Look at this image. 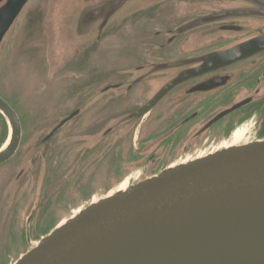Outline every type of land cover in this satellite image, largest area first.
Wrapping results in <instances>:
<instances>
[{
	"label": "water",
	"instance_id": "95a60500",
	"mask_svg": "<svg viewBox=\"0 0 264 264\" xmlns=\"http://www.w3.org/2000/svg\"><path fill=\"white\" fill-rule=\"evenodd\" d=\"M26 1L8 0L0 8V38ZM102 1L105 4L85 12L82 21L66 26L71 38L105 40V31L119 14L117 22L164 0ZM261 11L246 17L263 24L264 8ZM94 23H99L97 30ZM151 40L156 44L150 52L162 42ZM262 41L264 34H258L199 57L155 63L147 74L132 70V86L151 77H158L163 86L129 116L141 117L173 88L264 50ZM172 71V79L165 81ZM126 79H121L124 85ZM205 83L201 88L216 82ZM240 105L221 112L206 127ZM77 113L61 119L41 142ZM0 114L8 125L1 164L17 149L21 127L17 113L1 96ZM61 222L12 264H264V138L208 152L118 187Z\"/></svg>",
	"mask_w": 264,
	"mask_h": 264
},
{
	"label": "rangeland",
	"instance_id": "374dc122",
	"mask_svg": "<svg viewBox=\"0 0 264 264\" xmlns=\"http://www.w3.org/2000/svg\"><path fill=\"white\" fill-rule=\"evenodd\" d=\"M97 1L30 0L2 41L0 53L9 55L13 68L9 70L11 73L1 76L3 83L0 81V92L8 98L21 119L22 132L20 149L6 165L2 164L5 167L0 172V264L13 263L36 243L42 236L39 233L37 239L35 234L39 222L46 224L42 232L47 234L64 218L77 213L76 210L82 209L87 203L114 192L126 179L129 181L127 183H134L150 175L152 172L144 171L143 167L154 152L149 150L141 153L143 143L149 141L151 136L155 137L156 133L157 136L163 132L166 134L171 127L164 130L169 123L167 119L161 123L159 119L127 120L120 123V119L105 118L114 110L126 106L127 97L121 95L120 88L99 92L100 87L118 81L120 76L127 78L121 69L126 65L123 60H127L130 53L143 50L144 44L134 43L132 38L120 36L121 32L118 31L122 26L117 22L121 20L119 14L104 33L107 36L106 47L101 53V63L95 65L98 53L96 40L71 38L66 26L69 9L72 13L77 7ZM152 41L149 40L147 45L156 44ZM158 84L159 80H150L141 83L136 89L152 91ZM89 87L93 91L88 92L90 95L85 97L84 92ZM71 111H78L71 119H97L98 123L102 122L103 137L95 139L94 135L90 136L99 131L87 134L88 137L83 136L87 132L85 131L81 137L67 138L71 126L75 124L74 120L68 124L69 127L61 126L56 135L41 142L52 127ZM234 117L231 116L230 122L235 120ZM225 120L228 119L221 121ZM255 121L257 117L244 122V129L235 135L230 132L226 138L227 134H218L214 140H206L201 145L200 142L197 148L185 154L193 144L185 145V148L180 145L175 154L169 152L170 159L181 158L183 161H178L179 164L205 155L209 152L206 149L224 142L228 143L210 151L247 142V134L250 139H255ZM222 122L217 126L218 129L222 127ZM118 123L119 128L107 131V127ZM143 132L146 135L140 138ZM165 134L159 143L167 147L171 135L168 132ZM58 142L65 150L66 158L61 164L56 156L52 164L48 162L49 166L47 153L55 154L52 144L56 145ZM203 148L205 151H201ZM128 149L130 153L125 156ZM161 152L162 156L164 151ZM195 154L197 156L193 158L187 157ZM156 157L154 155L152 158ZM174 165L176 163L169 167ZM112 175L113 178L107 180ZM27 214L29 215L26 216ZM10 226L13 227L9 230ZM26 226L31 229L28 235L32 240L30 245H26L29 240L25 232ZM6 236L14 244L21 242L22 246L3 247L1 242Z\"/></svg>",
	"mask_w": 264,
	"mask_h": 264
},
{
	"label": "flooded vegetation",
	"instance_id": "af4514ba",
	"mask_svg": "<svg viewBox=\"0 0 264 264\" xmlns=\"http://www.w3.org/2000/svg\"><path fill=\"white\" fill-rule=\"evenodd\" d=\"M28 1L30 0L26 1L22 9ZM7 2L8 0H0V8L3 5H6ZM101 4L105 3L102 0H99L93 4L77 7L72 13L69 9L67 14L68 28H70L75 21H82L85 12L96 6L101 7ZM262 8H264V0H164L159 5L146 7L142 12L132 15L129 13L126 18L120 22L122 26L118 31V33L121 32L120 36L123 38L130 37V39L132 38L134 40V43L143 42L144 47L143 50H138L139 52L130 53L127 60H123V62L126 63L123 68L127 71L125 75H127L126 81L128 80V83L124 85V81H121V79H123L121 76V79L120 77L117 78L118 81H120L118 84H110L112 88L115 86L116 88L121 89V95L127 97V105L114 110V112L105 118L159 119V123L167 119V123H169L166 124L164 130L166 131L171 126L167 131L168 134L171 135L167 147L159 143L165 132L159 136H157L156 134L158 133H156L155 137L151 136L149 141L143 143L144 148L141 153H143V151L152 150L154 155H157L156 158H152L153 155L147 161L145 167H143L144 171H151L152 173L150 175H153L173 163L178 164V161L183 160H181V158H179L180 160H178V158L171 160L169 152L172 151V154H175V151L178 150L180 145H183L182 148H185V145L189 146L190 143L193 144L190 148H187V151L184 152L185 154L186 152L197 148V145L200 142L201 145L206 140H214L215 136L218 134H222V136L227 134L226 138L230 135V132L232 135H235L236 132L244 129L242 127L244 122L247 123L249 120L256 117L257 121L255 122H257V129L253 132L257 135V138L255 139H260V137L264 138V50L236 61L231 65L221 67L218 70H213L202 76L196 77L179 87L173 88L163 95L162 98L141 117L129 116L146 104L159 88L163 86L158 85L156 89L145 91V93L137 91L138 89L135 88L136 86L130 84V81H132L131 76L133 75L132 70H144L143 72L147 74L155 63L199 57L210 51L229 48L233 45L244 42L255 35L264 34V23L261 24L258 21L246 17V15L250 14L262 15ZM22 9L16 14L10 27L19 17ZM131 11L133 10L131 9ZM78 16L79 19H76ZM98 25L99 23H94L96 30ZM10 27L2 34L0 38V47ZM183 28L186 29L180 32L179 30ZM152 37L156 42H162L154 47L153 52H150L152 47L147 44ZM100 39L101 38L97 37L94 39L96 40V43H99L95 65L100 62L101 53H103L107 43H105L107 39L101 41ZM262 42L264 44V41ZM6 50H8V48H6ZM12 65L13 62L9 55L7 53H0V81L2 75L11 73L9 70L10 68H13ZM175 73L176 71H172V75L165 81L172 79L171 77ZM156 79L159 80L158 77H151L150 80ZM212 80L216 82L213 86L210 88H201L203 87L202 85L207 84L205 82ZM106 86H109V84ZM106 86H101L99 92L104 90ZM86 91L87 92H84L85 97L90 95L89 93L90 91H93V88L89 87ZM0 96L10 104L8 98L1 92ZM237 105L240 106L206 127V124L211 119H214L226 109ZM231 116H235L233 122H230ZM222 119L228 120L222 122ZM74 120L75 124L71 126L72 128L68 132L67 135L69 137L67 138L74 136L81 137L80 135L85 131L89 132H86L83 136L88 137L87 134L94 132L97 133L99 131L98 134H91L90 136L94 135L95 139H101L103 137V129L101 130L102 122L98 123L99 120ZM94 121L95 123H93ZM220 121L223 125L218 129L217 126L220 125ZM19 123L21 127V119H19ZM192 130L194 131L191 132ZM216 131H218L217 134H215ZM167 132L165 135H167ZM7 135L8 125L5 119L0 116V147L6 141ZM145 135L146 134L143 132L140 134V138H143ZM247 136L245 138L248 141L254 139H250L249 134H247ZM102 141L103 139L101 142ZM54 143L52 145L55 154L52 152L47 153V164L48 162L52 164L54 157L56 156L59 157L58 162L62 164L66 158L64 153L65 150L59 146L60 142L56 145ZM99 143L97 145H99ZM227 143L224 142L220 145ZM19 145L14 154L20 149ZM211 149H206V151H210ZM57 151L59 154H57ZM161 151H164L162 156ZM201 151H205V149L203 148ZM127 153H130L129 149L126 151L125 156ZM197 154L189 155L187 157L193 158L197 156ZM9 160L4 162L5 165ZM132 162L134 163L133 159ZM120 163L121 162H119V165ZM2 164H0V172H2L5 167V165ZM73 173H75V175L78 174L77 172ZM107 174L108 172H106L105 176H107ZM112 178L113 175L110 178H107V180ZM95 190L97 191L99 189ZM28 215L29 214L26 216ZM12 227L13 226H10L9 230ZM45 227L46 224H41V222H39V225L35 228L37 239L39 233H41L42 236L44 235L42 231ZM30 230L31 229L28 226V234ZM25 232H27L26 227ZM31 241L32 240L29 239L28 242H26V245H30L29 242ZM1 243L3 247L6 248L22 246L21 242L14 244L13 241L7 238V236Z\"/></svg>",
	"mask_w": 264,
	"mask_h": 264
},
{
	"label": "bare ground",
	"instance_id": "6f19581e",
	"mask_svg": "<svg viewBox=\"0 0 264 264\" xmlns=\"http://www.w3.org/2000/svg\"><path fill=\"white\" fill-rule=\"evenodd\" d=\"M209 152H211V151H209ZM126 180H127V179H126ZM126 180H125V182H123V183L121 184V186L119 185V186H120L121 188H123V189H124L125 187H127V186L130 184V183H127V182H129V181H126ZM114 191H115V190H114ZM79 210H81V208L78 209V210H76V211H79Z\"/></svg>",
	"mask_w": 264,
	"mask_h": 264
}]
</instances>
